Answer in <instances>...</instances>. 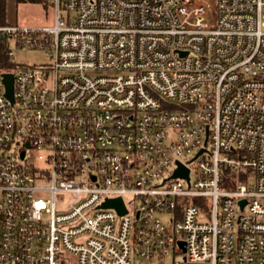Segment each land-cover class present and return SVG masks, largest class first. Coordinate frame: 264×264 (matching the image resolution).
Returning a JSON list of instances; mask_svg holds the SVG:
<instances>
[{
	"label": "built area",
	"instance_id": "obj_1",
	"mask_svg": "<svg viewBox=\"0 0 264 264\" xmlns=\"http://www.w3.org/2000/svg\"><path fill=\"white\" fill-rule=\"evenodd\" d=\"M51 6L0 24V264H264V0Z\"/></svg>",
	"mask_w": 264,
	"mask_h": 264
},
{
	"label": "rangeland",
	"instance_id": "obj_2",
	"mask_svg": "<svg viewBox=\"0 0 264 264\" xmlns=\"http://www.w3.org/2000/svg\"><path fill=\"white\" fill-rule=\"evenodd\" d=\"M5 21L7 24L16 25L20 28L52 27L54 25V9L51 6V0H5ZM12 60L14 63L25 65H44L49 63L44 51L38 49L14 50ZM67 200H69V197L65 196V201ZM176 259L180 260L181 258L177 257ZM170 263L171 256L163 261V264ZM132 264H157V262L133 259Z\"/></svg>",
	"mask_w": 264,
	"mask_h": 264
},
{
	"label": "water",
	"instance_id": "obj_3",
	"mask_svg": "<svg viewBox=\"0 0 264 264\" xmlns=\"http://www.w3.org/2000/svg\"><path fill=\"white\" fill-rule=\"evenodd\" d=\"M4 78V83L6 86V95L11 98L12 97V77L10 75H3ZM188 171L181 165H179L178 169L174 172V177H184L187 178ZM240 207L242 208L245 204L244 201L240 202ZM102 208H113L117 211L119 215H123L125 213V209L122 203L121 199H112V200H107L105 203L102 204ZM180 247L183 246V243L181 242ZM184 251V249H183Z\"/></svg>",
	"mask_w": 264,
	"mask_h": 264
},
{
	"label": "trees",
	"instance_id": "obj_4",
	"mask_svg": "<svg viewBox=\"0 0 264 264\" xmlns=\"http://www.w3.org/2000/svg\"><path fill=\"white\" fill-rule=\"evenodd\" d=\"M21 1V0H16ZM30 1H36V0H30ZM5 0H0V24H5Z\"/></svg>",
	"mask_w": 264,
	"mask_h": 264
}]
</instances>
